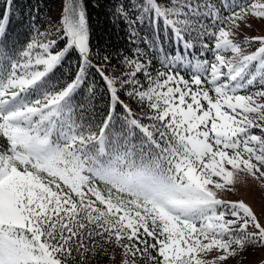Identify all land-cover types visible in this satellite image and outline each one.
Masks as SVG:
<instances>
[{"label":"snow or ice","instance_id":"6c2138e0","mask_svg":"<svg viewBox=\"0 0 264 264\" xmlns=\"http://www.w3.org/2000/svg\"><path fill=\"white\" fill-rule=\"evenodd\" d=\"M12 3L0 13V264H100L109 248L121 264H224L264 248V209L218 195L247 177L264 188V36L231 38L264 22V0H115L129 48L114 65L93 54L82 0L23 40Z\"/></svg>","mask_w":264,"mask_h":264},{"label":"trees","instance_id":"16d2710c","mask_svg":"<svg viewBox=\"0 0 264 264\" xmlns=\"http://www.w3.org/2000/svg\"><path fill=\"white\" fill-rule=\"evenodd\" d=\"M60 0H13L12 15L9 22V33L14 37L23 40L30 31L29 24L35 23L40 31L46 29L49 16L55 5ZM115 0H82L85 5L86 14L90 26V45L93 54L99 52L100 56L111 54L112 64L117 63V55L121 52L127 53L129 48L127 31L123 23L114 20L112 16V6ZM4 11V0H0V13ZM33 17L35 18L33 21ZM252 38V37H251ZM243 41V39H236ZM235 41V40H234ZM259 41H254L249 47L254 49L258 47ZM170 50V44L166 45ZM256 50V49H255ZM254 50V51H255ZM95 63L96 60L94 59ZM77 63V53L73 52L66 61V66L74 67ZM93 77L97 81L102 95L97 98V106L104 107L107 102V95L103 92L99 76L93 72ZM135 107V105H133ZM258 131V130H257ZM264 248H248L246 251L239 253L235 258L230 257L224 264H264V255L261 251ZM119 249L109 248L108 253L100 259V264H114L113 253ZM137 264L140 261L137 260Z\"/></svg>","mask_w":264,"mask_h":264},{"label":"rangeland","instance_id":"374dc122","mask_svg":"<svg viewBox=\"0 0 264 264\" xmlns=\"http://www.w3.org/2000/svg\"><path fill=\"white\" fill-rule=\"evenodd\" d=\"M64 0H60L52 10L49 20L46 26V29H49L53 26H58L59 21L61 19L62 14V4ZM252 27L247 28L241 25L240 29L236 31V34L231 37L233 40L236 39H245L257 36H264V22H258L253 20L251 22ZM240 42V41H238ZM259 45V42H258ZM256 49L248 48V52H252ZM237 193H229L227 191L219 193V198L225 200H244L245 203L249 204L253 210L256 212L259 217L261 214V210L264 209V188L261 187L258 181L253 180L251 177L246 178L245 185H238ZM261 223L264 224V218L261 219ZM251 230V229H250ZM262 255H264V250L261 251ZM114 259L112 260L114 264H121L122 262V254L114 251L113 255Z\"/></svg>","mask_w":264,"mask_h":264}]
</instances>
